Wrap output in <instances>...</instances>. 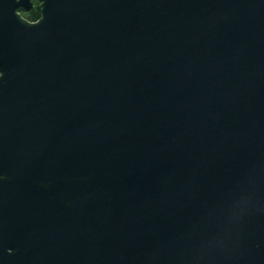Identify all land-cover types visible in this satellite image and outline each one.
Wrapping results in <instances>:
<instances>
[{
  "label": "water",
  "instance_id": "95a60500",
  "mask_svg": "<svg viewBox=\"0 0 264 264\" xmlns=\"http://www.w3.org/2000/svg\"><path fill=\"white\" fill-rule=\"evenodd\" d=\"M39 1L0 0V264H264V0Z\"/></svg>",
  "mask_w": 264,
  "mask_h": 264
},
{
  "label": "flooded vegetation",
  "instance_id": "af4514ba",
  "mask_svg": "<svg viewBox=\"0 0 264 264\" xmlns=\"http://www.w3.org/2000/svg\"><path fill=\"white\" fill-rule=\"evenodd\" d=\"M32 2H33L35 5L40 3L39 0H32ZM21 14H22L25 18H27L28 20H30V21H36V20H38V19L41 17V12L38 11V10L36 9L35 6L32 7V8H31L29 11H27V12H23V11H22Z\"/></svg>",
  "mask_w": 264,
  "mask_h": 264
}]
</instances>
